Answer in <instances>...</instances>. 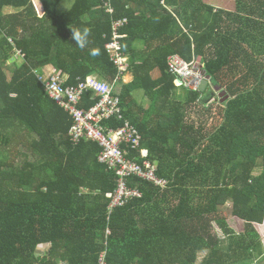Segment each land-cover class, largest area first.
I'll return each mask as SVG.
<instances>
[{
	"label": "trees",
	"instance_id": "16d2710c",
	"mask_svg": "<svg viewBox=\"0 0 264 264\" xmlns=\"http://www.w3.org/2000/svg\"><path fill=\"white\" fill-rule=\"evenodd\" d=\"M33 2L0 0V264H99L104 253L107 264H132L116 253L125 244L137 251L133 264H255L264 255V0H36L41 15ZM227 4L233 12L214 7ZM124 19L134 80L120 93L124 121L104 126L131 123L166 186L130 178L142 198L110 213L115 172L97 144L73 143V118L38 75L50 66L64 87L112 81L106 45ZM73 27L91 29L84 49ZM172 55L195 63L205 92L175 84ZM17 56L22 64H10ZM99 101L87 92L79 108Z\"/></svg>",
	"mask_w": 264,
	"mask_h": 264
},
{
	"label": "built area",
	"instance_id": "2783aa9c",
	"mask_svg": "<svg viewBox=\"0 0 264 264\" xmlns=\"http://www.w3.org/2000/svg\"><path fill=\"white\" fill-rule=\"evenodd\" d=\"M107 12L114 10L107 3ZM128 20L113 23L112 41L106 45L110 60L118 73L112 81L101 80L92 76L78 86L64 87L65 79L60 75L48 78L38 75L46 94L73 118V126L69 137L75 144L83 140L97 144L101 148L99 162L113 170L117 176V188L114 194L107 195L110 200L109 212L124 208L132 200H139L142 194L137 189L128 186V179L140 178L164 189L166 182L157 177L156 167L151 164L148 152L142 150V137L139 131L129 122L123 127L111 130L104 126L112 120L124 121L120 93L127 73L130 71L128 56L124 53L122 40L125 38L119 32L127 25ZM168 72L175 76L176 85L190 90L199 91L204 78L195 69V63H188L178 55L167 59ZM93 91L100 101L90 111L81 110L80 103L85 93ZM130 151L141 153V162L131 160ZM110 234V231L107 232ZM106 253L101 255L99 264H107Z\"/></svg>",
	"mask_w": 264,
	"mask_h": 264
},
{
	"label": "crops",
	"instance_id": "0c3cea01",
	"mask_svg": "<svg viewBox=\"0 0 264 264\" xmlns=\"http://www.w3.org/2000/svg\"><path fill=\"white\" fill-rule=\"evenodd\" d=\"M16 12L17 11L15 9H12V8H6L4 10V13L6 15L14 14ZM138 49L144 50V49H146V46L145 45H142V44H139ZM128 58H129V62H130V56L129 55H128ZM14 62H16L17 64H22L23 58L17 56L16 58H13L10 61V64H14ZM11 66H13V65H11ZM130 66H131V64H130ZM11 72H10V70L6 71L9 79H11V76H12L11 75ZM58 74L59 73L57 71H55V69L53 67H50V66L47 67V68H45V69H43V71H42V75L45 78H48V77H51V76H54V75H58ZM154 74H157V72H154ZM133 80H134V76L129 71V73H127V75L125 77L124 84H129ZM207 94H212V91L207 92ZM136 95H137V98H138L137 100L141 103V105L144 106V108L146 110H148L150 108V106H151L150 101H147L146 99L145 100L143 99V93L141 91L140 92H137ZM263 232H264V230H263ZM263 237H264V234H263ZM262 245H263V249H264V241H263ZM125 246H126V244L125 245H121V247H118L116 253L117 254H120V256H122L124 258V260L131 261L130 263H132V264H133V262H138L137 259H136L137 251L136 250L134 251L133 248H128V247L126 248ZM50 248H51V246L49 244H45V245L40 246L39 247V250H38V254H39L38 256L44 257V255L47 254V252L49 251ZM257 260L260 261V262H262L264 264V255L261 256L260 258H258ZM57 264H69V262L66 261V260H63V259L59 258Z\"/></svg>",
	"mask_w": 264,
	"mask_h": 264
},
{
	"label": "rangeland",
	"instance_id": "374dc122",
	"mask_svg": "<svg viewBox=\"0 0 264 264\" xmlns=\"http://www.w3.org/2000/svg\"><path fill=\"white\" fill-rule=\"evenodd\" d=\"M33 4H34V6H35V10L37 11V13H38L39 15H41L42 12H41L40 7H39V5L37 4L36 0H34ZM71 6H72V3L67 2V3H64V4L61 6V9H59V10H61V12H67V11L70 9ZM214 7H216L217 9H218V8H221V9H223V10L226 11V12H233V10H232V9H233V6L230 5V4L223 5V7H222V6L219 7V6L214 5ZM19 60H20V59H19ZM12 68H13V67H12ZM11 71H12V69H10V72H11ZM260 174H261V171L256 170L255 173H254V176H255V177H259ZM227 208H228V206H226V209H227ZM225 211L228 212V210H225ZM220 231H221V230H220V229L218 228V226L215 224V225H214V230H213V232H214V233H215V232L218 233V236H220L221 238H223V235L221 234ZM263 241H264V237L261 238V243H263ZM223 247H226V246H223ZM204 256H205V254L200 256L199 263L203 260ZM258 258H260V257H258ZM255 264H263V263L260 262V261H258V260H256V263H255Z\"/></svg>",
	"mask_w": 264,
	"mask_h": 264
},
{
	"label": "clouds",
	"instance_id": "9594fccd",
	"mask_svg": "<svg viewBox=\"0 0 264 264\" xmlns=\"http://www.w3.org/2000/svg\"><path fill=\"white\" fill-rule=\"evenodd\" d=\"M71 32V40H73L81 49H84L88 42H89V36L91 35V29L90 28H70ZM98 50H94V54H97Z\"/></svg>",
	"mask_w": 264,
	"mask_h": 264
},
{
	"label": "water",
	"instance_id": "95a60500",
	"mask_svg": "<svg viewBox=\"0 0 264 264\" xmlns=\"http://www.w3.org/2000/svg\"><path fill=\"white\" fill-rule=\"evenodd\" d=\"M207 87H208V81L204 79L200 85L199 91L205 92L207 90Z\"/></svg>",
	"mask_w": 264,
	"mask_h": 264
}]
</instances>
